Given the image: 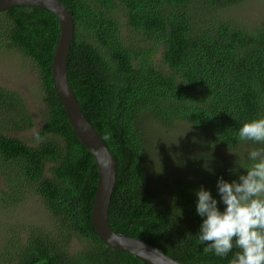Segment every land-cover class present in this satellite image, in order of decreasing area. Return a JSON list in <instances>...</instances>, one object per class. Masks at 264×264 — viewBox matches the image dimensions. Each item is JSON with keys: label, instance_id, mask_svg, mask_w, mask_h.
<instances>
[{"label": "trees", "instance_id": "1", "mask_svg": "<svg viewBox=\"0 0 264 264\" xmlns=\"http://www.w3.org/2000/svg\"><path fill=\"white\" fill-rule=\"evenodd\" d=\"M59 1L75 23L70 83L118 161L112 229L180 262L229 264L239 249L221 258L205 253L207 245L198 240L203 218L195 193L201 186L210 190L223 211L218 179L238 181L252 164L248 153L261 147L240 141L238 131L264 117V22L245 29L221 17L223 10L248 0ZM118 13L140 35V44L123 37ZM59 38V21L47 9L0 12V45L34 61L47 105L37 143L29 145L4 132L6 126L23 132L35 124L21 95L0 87L5 183L0 207L22 202L31 189L57 226L52 233L32 231L26 240L8 239L0 264H147L108 247L94 230L98 166L73 131L55 88L52 65ZM178 123L201 135L190 144L181 140L186 150L179 163L157 161L151 126L173 130ZM74 238L81 250L73 251Z\"/></svg>", "mask_w": 264, "mask_h": 264}, {"label": "rangeland", "instance_id": "2", "mask_svg": "<svg viewBox=\"0 0 264 264\" xmlns=\"http://www.w3.org/2000/svg\"><path fill=\"white\" fill-rule=\"evenodd\" d=\"M116 17L123 27V37L140 44V35L137 36L129 30L125 25L126 19L123 14L118 13ZM221 17L228 23L240 25L245 29L246 27L251 29L254 26H259L264 22V0H248L243 4L230 7L222 11ZM147 45L151 48L149 44ZM160 56H157V60L160 59ZM0 87L21 95L35 124L34 128L23 132H11L7 130L6 126L4 132L8 135L18 136L29 145L35 146L37 143L35 138L45 122L47 111L46 97L38 67L32 59L19 51L0 45ZM151 127L157 161L159 158L161 160L166 158L179 163L186 150L185 147L182 148L181 140L187 139L190 144L193 136L197 138L201 135L199 131L185 123H178L173 130L164 129L156 124ZM0 188H5L1 173ZM56 228V219L31 189H28L22 202L9 205V207H0V249H3L8 244V239L15 235L26 240L32 231L52 233ZM82 248L81 241L74 238L73 251Z\"/></svg>", "mask_w": 264, "mask_h": 264}, {"label": "clouds", "instance_id": "3", "mask_svg": "<svg viewBox=\"0 0 264 264\" xmlns=\"http://www.w3.org/2000/svg\"><path fill=\"white\" fill-rule=\"evenodd\" d=\"M238 137L261 147L248 153L252 164L238 181L218 179L223 211L210 190L203 186L196 190V211L203 218L197 237L207 245L205 253L221 258L234 247L239 249L229 264H264V117L245 122Z\"/></svg>", "mask_w": 264, "mask_h": 264}, {"label": "water", "instance_id": "4", "mask_svg": "<svg viewBox=\"0 0 264 264\" xmlns=\"http://www.w3.org/2000/svg\"><path fill=\"white\" fill-rule=\"evenodd\" d=\"M23 6L47 9L57 17L60 24V38L52 65L53 78L57 94L73 131L93 155L98 166L99 179L92 210V222L97 236L108 247L134 255L147 264H217L180 262L147 241L112 229L109 212L118 180V161L104 138L84 114L69 80V58L75 36L73 16L59 0H0V12Z\"/></svg>", "mask_w": 264, "mask_h": 264}]
</instances>
